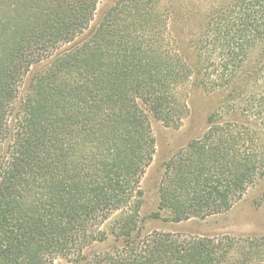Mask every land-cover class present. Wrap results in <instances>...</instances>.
<instances>
[{"label":"trees","instance_id":"obj_1","mask_svg":"<svg viewBox=\"0 0 264 264\" xmlns=\"http://www.w3.org/2000/svg\"><path fill=\"white\" fill-rule=\"evenodd\" d=\"M196 1L205 11L184 66L110 23L115 6L89 29L97 0H0V264H232L231 250L238 264L264 260V235L242 245L144 231L150 119L178 128L187 86L218 105L164 163L151 217L225 212L264 176V0ZM167 2L183 29V1Z\"/></svg>","mask_w":264,"mask_h":264},{"label":"rangeland","instance_id":"obj_2","mask_svg":"<svg viewBox=\"0 0 264 264\" xmlns=\"http://www.w3.org/2000/svg\"><path fill=\"white\" fill-rule=\"evenodd\" d=\"M148 5L134 3L132 0H97L96 10L89 23V29L98 23L99 16L110 6H115L117 17H111L108 21L120 20L119 27H136L138 37L141 33L147 35V44H151L156 50L160 61L170 64L175 57L180 58L182 65H188L192 61V43L197 32V22L203 11L204 4L199 1L182 0L181 12L183 13V29L180 19L176 20L167 13V0H153ZM166 1V2H165ZM175 5V4H174ZM146 6V7H145ZM151 7L148 13L151 21L146 26L145 23L137 22L136 18L142 14L143 9ZM120 10V11H119ZM189 15V17H188ZM191 16V17H190ZM136 22V23H135ZM148 22V21H147ZM145 25V26H144ZM126 42V41H125ZM189 46V47H188ZM189 112L181 120L178 128L166 127L161 122L150 119V129L155 141V151L152 162L141 178V189L143 191L142 205L140 213L147 217L145 230H155L158 233L182 232L184 234H196L201 236H215L224 243L225 239L238 243L242 239L251 236L264 235V176L256 178L246 191L240 196L232 207L222 213L209 215L205 218H191L180 223L166 221V214L159 211L160 216L153 218L151 215L157 211L158 206V184L163 172L164 163L184 147L188 142L201 135L205 127V119L208 113L213 111L219 101V96L215 93H206L200 87L187 86ZM184 153V152H183ZM242 242V241H241ZM243 243V242H242ZM244 245V243L242 244ZM232 264H238L239 253L233 252ZM238 259V260H237ZM54 264H67L61 259H57ZM247 264V263H246ZM248 264H264V260H251Z\"/></svg>","mask_w":264,"mask_h":264}]
</instances>
